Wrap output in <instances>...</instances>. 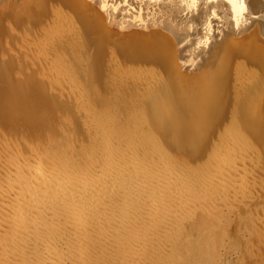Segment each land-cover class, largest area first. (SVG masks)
Segmentation results:
<instances>
[{
    "label": "bare ground",
    "instance_id": "obj_1",
    "mask_svg": "<svg viewBox=\"0 0 264 264\" xmlns=\"http://www.w3.org/2000/svg\"><path fill=\"white\" fill-rule=\"evenodd\" d=\"M121 1L0 0L1 20L27 15V31L18 34L23 50L16 49L45 67L43 77L58 83L64 56L50 53L60 50V40L70 45L87 36L99 55L110 50L109 72L102 73L114 93L106 96L103 118L77 93L90 127L76 148L30 143L24 152L14 151L12 138L0 142V264H209L213 255L203 240L264 187L260 153L245 126L257 121L251 130L264 133V0H158L157 9L154 0ZM126 7L141 12L133 13L137 22L125 24ZM152 10L161 16L149 20ZM126 56L158 61L161 71L125 64ZM189 68L197 75L185 80ZM170 73L173 87L161 84ZM168 92L170 108L182 113L179 126L165 129L173 150L138 126L147 119L142 109ZM174 131L182 144L172 142ZM190 222L204 232L199 240L186 233ZM261 239L264 247V231Z\"/></svg>",
    "mask_w": 264,
    "mask_h": 264
},
{
    "label": "rangeland",
    "instance_id": "obj_2",
    "mask_svg": "<svg viewBox=\"0 0 264 264\" xmlns=\"http://www.w3.org/2000/svg\"><path fill=\"white\" fill-rule=\"evenodd\" d=\"M157 1L158 0L152 1L153 8L155 9L159 7V3L161 2V1L160 2ZM200 2L201 0L195 1V3H200ZM119 3H123V0ZM126 8L127 10H125L122 13V16L126 18L125 24H127L128 22L129 23L137 22L138 20L136 17H138L141 12L135 10L132 7H126ZM145 11L147 12V10ZM152 12L153 10L151 11V13ZM17 13H16V17L9 16L6 19H4L6 23L4 20L0 19V22H2V24L0 25L1 26L0 27V60L3 59L2 61H0L1 63L0 64V68H1L0 69V142L5 141L4 137H8L10 140L12 138L14 139V141L18 143V147L14 151L22 149L24 150V152L27 151V146L30 143L38 144L39 147H42V144L52 143L54 144L55 148L58 151L60 149L68 150L69 146H72L73 148L75 147L74 144L78 146L80 144V141H83L85 139L87 135L86 131H88V128L90 126H88L89 123L86 122L87 119H85L84 116L85 114L83 113L84 112L83 110L85 109L82 107L81 104L78 103L79 105H77L76 99L79 97L77 93L83 94L84 97L83 101L85 100L84 103L87 100L88 101L90 100L89 102L94 103L92 104V107L99 108L101 110V111L100 110L97 111L100 113L98 115L99 118H103L106 117V115H109L107 113L109 112L110 109V106L108 104L110 102L106 98V96L114 94V93H110L112 86L105 81V79L108 77V74L105 73L109 72L107 71L109 70V68H107L106 65L110 60V58H108L109 57L108 52L110 50L105 46L104 49L106 51L104 50V55H99L102 52L100 51V49H98L97 44L94 43L93 40H90V37H88L89 38L88 39L87 36L84 37L85 40L82 38L80 42L79 43L77 42L76 44H74L72 41L73 44L71 43L70 45L64 44L65 40L63 42L62 40H60L59 41L60 50L56 49L52 51L50 53L52 57L50 58L53 59L60 55L59 56V60H60L64 56L65 62L63 61V63H65V65L63 68H58L57 70L59 72L58 83L55 82V80L53 81L55 83H51L50 80L53 78L43 77L45 76L43 72L45 67L40 68L39 61L37 63L36 59L34 60V58L30 57L29 59L30 62H28V60H26L27 58L25 59V57H23L25 55L23 54L20 55V49L23 50L22 49L23 44L20 45L21 39H20V35L18 34H20V31L21 32L27 31L25 30L27 28L26 23H30V21L25 20L26 19L25 16H27L26 14H22L20 12ZM133 13L135 14L136 17L134 16ZM145 14L146 13H142L141 15H145ZM160 16L161 14L159 12L158 13L153 12L149 16V20H154L153 17L159 18ZM178 17L180 16H178L177 14L174 17V21L168 22V24L171 26L172 25L175 26L177 20L180 19ZM18 25L22 27H19ZM9 28L14 29L13 30L14 33H12V30ZM21 28L23 31L21 30ZM137 29L142 30L140 26ZM13 34H15L17 37ZM113 41H116L119 45H121L122 46L121 48H123L126 44L125 42L122 41V39L120 38L117 39L116 37L115 40ZM49 42L53 43L52 40H50ZM73 45L76 46L74 47ZM16 46H18L20 49L19 48L16 49L17 48ZM182 46H186V44ZM15 55L17 56L16 58ZM27 55L30 56V54ZM127 56L125 58L122 57V62L125 64H130L135 62L134 65L136 64L139 65L140 63L138 62H141L140 65L147 66V68L154 67L153 68L154 70H157L158 68L161 71L159 66L162 67V64L159 63L158 61H156L157 64L155 60L148 61V63H146L147 61L145 62V60L140 61V58L127 57ZM150 62H152V64H150ZM196 62L199 63L198 60ZM180 64H182V62H180ZM218 64H220L219 60H218ZM194 73L195 70L193 68H189V70L184 69L182 71L183 74L182 78L186 80V78H191V76L195 77L197 74ZM171 76L172 75L170 73L167 77V80L162 81L161 84L163 83L166 84L167 82H169V84L173 87L172 83L174 77L171 78ZM149 90L152 89L149 88ZM72 92L75 93L69 94ZM168 93L165 95L166 97L164 96V94L162 95V97H159L158 99L159 104L155 105L156 107L158 106L157 109H159V105H161L160 108H162L163 110L162 111L160 110V113H158V110L156 112V107H153L152 105L153 103L147 105L146 106L147 108L144 107V109H142L147 119L144 126L141 123L138 124V126H139V130H142L141 131L142 134H145L147 136L151 135L153 137L155 136L154 132L156 133V135L158 133L159 135H157V137L159 139L160 148L162 149L165 147L167 150H170L169 148L171 147L169 146L170 144L169 140H171V138L169 133L168 132L166 133L167 130L165 131V129L167 128V124H170V127L174 123L178 125L179 120H181L182 113L180 114L181 108L180 109L174 108L175 109L174 111L172 108H170L171 105H169L167 99L172 94L171 92ZM92 95L95 98H93ZM119 97H121L120 94ZM129 97L131 96L129 95L125 96L126 99ZM78 106L83 110L79 109ZM173 106H175V104H172V107ZM135 108H139V104ZM166 108L172 111L169 110L170 112H168L166 111L167 110ZM148 113L150 114L147 115ZM254 113H255V108L253 106L251 107L248 106V114L252 115ZM155 114L157 116H155ZM124 115L125 114L121 116ZM148 116H150V119L148 118ZM256 122L257 121L250 120L248 124L245 123V126L248 125L246 126V129L250 135L251 133H253L252 134L253 136L251 135L252 137L256 136L255 137L256 139L253 138V140L252 137L250 136L249 137L252 144H254V146L257 147L255 148L258 150V153H260L259 154L260 170H263L261 171L262 176L260 177H262L261 179L263 181L264 165L262 164L264 161V157L262 156L263 157L262 158L261 155H263L264 153L263 152L264 133L262 131L263 127L262 128L258 127V129L253 128L254 130H251L252 124H255ZM85 123L88 124L86 125L88 126L86 130H85ZM183 127L186 128L185 125H182V129ZM248 127L251 130V132L248 130ZM173 129L174 128H172V130ZM177 131L179 132V127H177ZM172 140H173L172 142L176 145L183 143L181 136L176 134L175 131L173 132ZM154 144L155 143L152 142L151 145L153 146ZM260 147L261 149L263 148L262 151ZM174 148H171V150H173ZM202 149L201 151L202 154L204 155L205 153H203V151L204 152L206 151V146L205 148ZM189 153H193V152H189ZM184 156L185 158L186 157L188 158L193 155L184 154ZM200 156L197 157L196 155L195 159L197 158L201 159ZM260 193L253 201L249 203H243L242 205L241 204L238 205V207L236 208L238 214L236 211L233 215L232 214H230V216L225 215L224 223L222 225H218L220 227L217 228V230L214 233H212V235L210 234V236L208 237L209 239L207 238L205 241L203 240L202 244H205V248H206L205 252H208L209 255L211 254L213 255V256L211 255L213 262L211 263L210 261L209 264H235V263L264 264V247L261 246V244L259 246V243H257V242H261L262 231H264V187L260 189ZM259 195H261V198L259 197ZM238 209L241 210L239 211ZM192 224H193L192 222L186 224L185 229H188V231L186 230V233H190L191 231H193L195 233L194 234L195 238L199 240L201 235L204 236V232L202 231L200 233V230L196 227V223H194L195 226ZM245 230L248 231L246 232ZM255 234L257 235V237H259L260 240L256 238ZM213 236L214 239H212ZM255 238L256 240H253ZM211 245L213 246V248ZM254 256L257 258H255Z\"/></svg>",
    "mask_w": 264,
    "mask_h": 264
}]
</instances>
